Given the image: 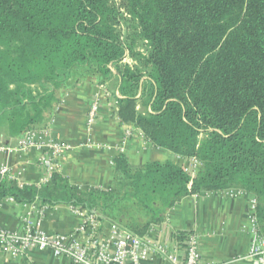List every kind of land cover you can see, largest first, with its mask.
I'll return each mask as SVG.
<instances>
[{"label": "trees", "instance_id": "trees-1", "mask_svg": "<svg viewBox=\"0 0 264 264\" xmlns=\"http://www.w3.org/2000/svg\"><path fill=\"white\" fill-rule=\"evenodd\" d=\"M122 1L146 54L121 40L107 0H0V122L22 139L78 82L115 77L120 123L196 160L197 174L118 155L108 190L77 192L58 173L39 188L4 178L0 202L80 207L144 237L187 196L243 191L264 240V0Z\"/></svg>", "mask_w": 264, "mask_h": 264}, {"label": "crops", "instance_id": "crops-1", "mask_svg": "<svg viewBox=\"0 0 264 264\" xmlns=\"http://www.w3.org/2000/svg\"><path fill=\"white\" fill-rule=\"evenodd\" d=\"M108 83L98 85L82 80L70 89L54 109L46 136L36 133L35 140H55L69 148L55 162V172L66 178L77 192L108 190L115 175L114 159L124 155L131 166L166 161L198 171L192 159L181 158L160 149L144 137L133 125L120 123L116 116V100ZM116 94V93H115ZM98 100L95 122L88 126L87 114ZM129 133V135L127 134ZM0 143V167L7 168L8 177L19 186L41 187L50 179L49 173L37 164L44 148L20 150L21 139ZM40 140V141H39ZM253 198L236 190L200 193L187 196L165 214L164 221L145 235L153 244L171 251L183 252L182 242L191 234L198 239L200 264H254L246 259L253 235L249 216ZM27 223L43 233H74L83 226L79 240L90 234L106 238L111 224L97 221L92 227L86 221V211L66 205L46 206L36 201L20 205L11 200L0 202V227L22 233ZM0 264H74L50 250H30L25 255L0 258ZM144 264H168L162 257L150 255Z\"/></svg>", "mask_w": 264, "mask_h": 264}, {"label": "built area", "instance_id": "built-area-1", "mask_svg": "<svg viewBox=\"0 0 264 264\" xmlns=\"http://www.w3.org/2000/svg\"><path fill=\"white\" fill-rule=\"evenodd\" d=\"M125 56L128 58L127 54ZM115 95L118 97L117 93ZM97 110L98 100H95L87 114L88 126L95 122ZM38 132L48 138L46 128L41 131L30 132L21 139L18 148L20 150L44 148L45 153L39 158L37 164L39 163L51 176L56 173L55 162L62 152L69 147L49 139L38 142L35 140ZM127 134L129 135V133ZM0 150H3V147H0ZM192 160L196 164L198 163L196 160ZM183 170L190 178L195 177L194 169L184 168ZM4 178L10 179L7 168L2 166L0 167V181ZM98 220L96 215L86 212V221L92 227L96 225ZM249 222L253 241L246 259L254 264H264V240L257 231L254 198ZM83 231L84 227L81 226L74 233L49 235L32 229L30 223L26 224L22 233L0 227V258L4 256L15 258L25 255L30 250H50L54 256L66 258L74 264H144L150 255L160 256L168 264H200L199 244L195 235L189 234L184 237L183 252L179 253L171 251L166 246L151 243L146 236L137 237L113 225H111L106 238H96L94 234H90L85 241H80L79 234Z\"/></svg>", "mask_w": 264, "mask_h": 264}, {"label": "rangeland", "instance_id": "rangeland-1", "mask_svg": "<svg viewBox=\"0 0 264 264\" xmlns=\"http://www.w3.org/2000/svg\"><path fill=\"white\" fill-rule=\"evenodd\" d=\"M109 3V6L114 8L115 10H118L120 17H119V25L117 27V31L120 35V38L127 46H131L134 48V51H140L144 54H146V45L144 42H141L139 38L137 37L138 28H136V23L126 14V11L123 6L122 0H107ZM135 51V52H136ZM124 64L132 65L133 63L130 61L129 57L125 58L123 61ZM118 85L117 78H112V80L108 83V88L110 91H114L115 95V88ZM37 86L31 87V90L36 92ZM5 124H1L0 122V143H9V141H12L7 138V130L4 126ZM199 167V163H197ZM192 168V167H191ZM195 172V170H194ZM197 172L195 173V175ZM100 190V189H98Z\"/></svg>", "mask_w": 264, "mask_h": 264}]
</instances>
